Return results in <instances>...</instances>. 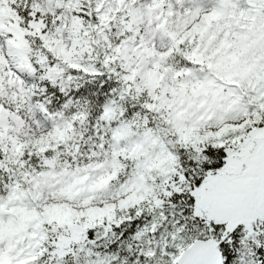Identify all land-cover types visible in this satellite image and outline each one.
I'll return each mask as SVG.
<instances>
[{
  "label": "snow or ice",
  "instance_id": "6c2138e0",
  "mask_svg": "<svg viewBox=\"0 0 264 264\" xmlns=\"http://www.w3.org/2000/svg\"><path fill=\"white\" fill-rule=\"evenodd\" d=\"M0 264H264V0H0Z\"/></svg>",
  "mask_w": 264,
  "mask_h": 264
}]
</instances>
